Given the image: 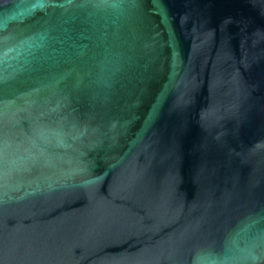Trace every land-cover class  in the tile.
I'll list each match as a JSON object with an SVG mask.
<instances>
[{
    "label": "water",
    "instance_id": "95a60500",
    "mask_svg": "<svg viewBox=\"0 0 264 264\" xmlns=\"http://www.w3.org/2000/svg\"><path fill=\"white\" fill-rule=\"evenodd\" d=\"M0 264H264V0H0Z\"/></svg>",
    "mask_w": 264,
    "mask_h": 264
}]
</instances>
